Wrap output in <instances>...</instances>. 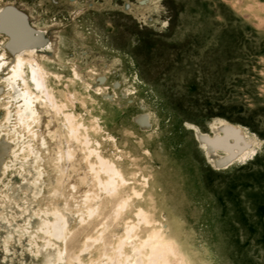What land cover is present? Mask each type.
<instances>
[{"label":"rangeland","instance_id":"rangeland-1","mask_svg":"<svg viewBox=\"0 0 264 264\" xmlns=\"http://www.w3.org/2000/svg\"><path fill=\"white\" fill-rule=\"evenodd\" d=\"M11 5L34 43L54 44L53 57L40 61L65 105L53 112L51 130L42 127L51 150L42 154L40 181L24 190L14 185L21 170L0 165V264H47L31 243L33 211L54 187L67 193L71 179L79 189L71 230L88 218L78 193L89 181L98 204L72 247L82 264L104 251L110 264H130L135 243L138 264L150 244L161 249L151 264H264V0H0L2 33ZM63 112H73L85 127L79 136L122 174L110 196L97 188L87 163L95 157L86 158L79 141L69 140L75 157L56 170V150L69 139ZM220 121L240 125L253 154L216 163L196 129L211 138ZM128 226L132 238L118 245Z\"/></svg>","mask_w":264,"mask_h":264},{"label":"bare ground","instance_id":"bare-ground-1","mask_svg":"<svg viewBox=\"0 0 264 264\" xmlns=\"http://www.w3.org/2000/svg\"><path fill=\"white\" fill-rule=\"evenodd\" d=\"M2 28L5 33H0L4 35L5 39L0 49V98L3 100L5 121L3 123L1 121L2 124H0V165L4 161V165L7 166V168L11 166H17L21 171L19 172L18 176H16L14 185L17 186V184H19L18 187H23L24 190H26L30 180H34L35 177L39 178L38 181H40L41 179L40 177L42 171L40 170V165L42 161H44V158L47 157L48 154H50L49 152L51 150L49 143L50 140L47 139L45 131L46 129H48L49 131V128L53 125L52 124L49 127L52 122L51 119L53 116V112L54 115L56 114L55 112H62V108H64L65 104L56 101L57 98L55 99L53 88L48 82V76H50V73L40 61L41 57H44L47 60L53 57L52 55L54 53L51 54L54 51V44L52 43V41L47 40L44 43H34L35 41H33V39H36L37 36L31 37L28 32L25 31L26 29L24 30L25 27L23 28L19 17L11 11L8 13L6 12V15L3 18ZM7 33L12 37L10 44L6 43ZM72 70L75 75L81 77L80 73L75 67H73ZM97 77H99L98 79L101 81L104 78L103 76ZM63 116L65 119L69 139H67V147L64 148V151L60 150L61 145H59V148L56 150L54 156V166L56 170L60 171V168H62L60 167V163L63 158H67V162L70 160L72 161V159L75 157L74 150L77 147L74 148L71 141H79V143L83 146L82 149H84L85 151L86 158H88L89 155H93L95 157V162H90L87 159V163L88 170L91 171L97 188L105 195H108L111 192L113 193V191L117 188L118 179L122 176V174L120 175V172L113 162L107 160L100 153L99 149L96 148L98 144L93 147L90 144L89 138L87 136H85L84 134H82L83 136L80 135L81 137L79 136V129L83 128L84 126L82 122L75 121L73 112H63ZM43 126L46 127L45 131L43 129ZM84 129L85 127L83 128V130ZM196 132L198 138H200L202 142L203 147H205L207 152L210 153L211 158H213L216 163L225 164V162L228 163L233 159H244L253 154V152L255 151L254 144L251 143V140L246 138V132L243 131V128H241L240 125H234L225 121H220L219 124L215 126L213 132L214 137L211 138L204 136L203 133L197 129ZM55 143H57V141ZM55 143L54 146L56 148L57 145H55ZM220 148L221 151H219ZM45 152L47 156L42 155ZM85 170L87 171L86 168ZM29 173H31L32 175ZM88 174L90 173L88 172ZM61 175L64 176L62 173ZM62 176H59V178L57 177V181L58 179L63 180V178H60ZM121 178L123 179V176ZM91 180L93 179L91 178ZM35 181L36 179L34 180V182ZM89 182L87 186L84 185V188L86 187V190L82 194L81 192L78 193L79 196L82 197V202L85 205V213L88 217L84 222L85 218L80 216V221L83 224H80L81 226L78 229H76L75 227L76 230H71L69 227L71 215L69 206L71 200L73 201V198L78 196L76 194L77 191H79L73 179L68 181V183L66 182V188L68 189L66 191L67 193H63L62 191L59 192V190L54 187L49 203H45V206L38 207L37 210L33 211V215H35V217L38 216V220L36 222V226L34 225L35 229L30 235V237H32L31 243L34 247L33 250L35 252V255H43V260H45L47 264H57L58 262H60L61 264H82V262L79 260L80 256L73 253L72 247L74 242L77 240V236L79 235L80 231L84 228V224L91 220V216L98 208V204L92 201V199L96 198V193L93 192V188H90ZM91 183L94 185L93 182ZM62 184L63 183H61V185ZM110 195L111 194H109L108 196ZM123 201L125 204V200ZM116 203H112L113 206L116 205ZM118 204L120 206V202ZM137 213L141 214L140 212ZM145 216L146 214H144V217ZM133 227L128 226L124 228V236H120L121 238H118V245L126 239L127 242H129L128 240H130V238H132V234H134L131 232L134 229ZM154 235L155 233L151 236L149 235V237H147L148 241L152 239ZM92 239L94 241V238ZM131 241L133 242V240ZM127 242H125L124 244H126ZM59 243L62 244L59 245ZM89 243L90 242L86 243V247L89 246ZM134 245L131 246V253L126 254L127 256H131L133 254V259L131 260L130 258V264H138V262H140L139 252L136 249L134 250V248H137V246L135 247ZM159 246L160 245L156 246L158 247V249L156 247L154 248V246L151 244L148 246V260L146 262H143V264H151V262L153 263V260H158L157 256H159V253L161 252ZM82 249L81 251H84ZM105 252L106 251H104L103 253V255L105 256L102 257L99 262L92 261V264H110L112 260L115 261L114 256ZM160 262L161 264L166 263L165 260ZM119 263L125 264L124 261H119Z\"/></svg>","mask_w":264,"mask_h":264},{"label":"water","instance_id":"water-1","mask_svg":"<svg viewBox=\"0 0 264 264\" xmlns=\"http://www.w3.org/2000/svg\"><path fill=\"white\" fill-rule=\"evenodd\" d=\"M13 6H8L7 8H5L7 11L10 10L11 12H14L16 15H18V17H22L20 12L16 10V8H12ZM26 26V24H25ZM28 27V26H27ZM144 120L146 122V118L144 117Z\"/></svg>","mask_w":264,"mask_h":264}]
</instances>
